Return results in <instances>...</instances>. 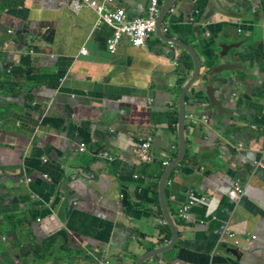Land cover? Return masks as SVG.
Wrapping results in <instances>:
<instances>
[{
    "label": "crops",
    "instance_id": "obj_1",
    "mask_svg": "<svg viewBox=\"0 0 264 264\" xmlns=\"http://www.w3.org/2000/svg\"><path fill=\"white\" fill-rule=\"evenodd\" d=\"M75 1L0 0V264H137L171 244L159 183L178 157L179 99L195 74L174 42L200 65L184 100L187 157L165 189L180 236L143 264H264V0H177L161 31L171 42L155 34L115 55L113 31ZM150 2L111 8L132 20ZM211 73L227 93L203 88ZM148 137L159 142L152 163L140 158ZM193 192L207 202L182 219Z\"/></svg>",
    "mask_w": 264,
    "mask_h": 264
},
{
    "label": "built area",
    "instance_id": "obj_2",
    "mask_svg": "<svg viewBox=\"0 0 264 264\" xmlns=\"http://www.w3.org/2000/svg\"><path fill=\"white\" fill-rule=\"evenodd\" d=\"M114 0H104L102 4H98L93 0H77L72 4V8L76 11L87 7L93 10L97 15L96 29L100 30L103 27H108L113 31L112 37L107 41V49L111 55L117 53L121 44L127 41L130 46L135 49H144L147 46L148 41L156 34L157 22L161 15V5L159 0H151L147 9L146 17H138L130 20L124 9H112L111 6ZM174 13V11H171ZM165 33L169 32L168 28H164ZM82 56H87V50H82ZM10 74L11 72L8 71ZM193 119V117H191ZM154 143V138L148 137L141 145L140 158L147 163H152L153 158L151 151ZM86 146H81V151H85ZM104 158L110 159L108 154H104ZM169 163H164L167 166ZM257 165L264 168V160L257 162ZM45 178L48 176L45 175ZM31 179H28L30 182ZM245 190L240 181L235 183L233 190L230 193L232 200L239 199L244 196ZM207 202L205 196L199 197V195L193 192L189 201L179 211V217L185 220L191 218L192 210L199 204ZM229 239L235 240L239 246L241 242L237 239L236 234H228ZM101 264H113L109 259H103Z\"/></svg>",
    "mask_w": 264,
    "mask_h": 264
},
{
    "label": "water",
    "instance_id": "obj_3",
    "mask_svg": "<svg viewBox=\"0 0 264 264\" xmlns=\"http://www.w3.org/2000/svg\"><path fill=\"white\" fill-rule=\"evenodd\" d=\"M148 1V0H146ZM159 0L160 5H161V15L158 19L157 22V28H156V34L162 39L164 38V40H166V42H171V40H169L168 38L165 37V35L162 37L161 36V31H163V27H165V21L166 18L170 15H172L171 11L173 10V6L174 4L177 2V0ZM164 3V4H163ZM216 8V10L218 12L219 11V6H209L208 9L209 11H212ZM224 11V10H223ZM225 12V11H224ZM193 21V20H192ZM163 40V39H162ZM173 45H177L180 46L181 48L185 49L188 54L193 58L194 64H195V74L193 79L187 84V86L185 87V89L183 90L180 99H179V108H180V114H179V122H178V131H179V152H178V157L176 159H174L169 165H167L166 170L164 171L162 178L160 180L159 183V196H160V205H161V210L164 213V217L167 221V223L170 225V227L172 228L173 234H174V239L171 242V244L169 246L166 247H162L159 249H156L154 251H151L150 253H147L146 255H144L141 259H139V261L137 262V264H143L145 262H148L149 260L160 256L162 254H165L166 252H169L171 250H173L178 242L179 236H180V232L178 230V226L177 223L175 222L174 216L172 215L169 205H168V201L166 200V196H165V189L166 186L168 184L169 178L171 176V174L174 172L175 168L177 165H179L180 163H182L186 157H187V148L185 145V126H186V116H185V107H184V100L186 97V94L189 92V90L192 88L193 85H195V83L198 80L199 77V73H200V65H199V61H198V57L196 56V54L191 51V49L187 48L185 45L174 42ZM241 70L240 68L238 69H233V72H237ZM222 68L217 69L215 71V75H221ZM214 73H211L208 75V77L206 78V80L204 81V84L202 85L203 88H209L210 87V94L211 93V88H215L216 86H218L217 88L220 89V91L227 93V91L225 90V88H223V86H220L221 84H226L223 83L221 80H217V78H213V76H215ZM220 83V85L217 84V82ZM216 85V86H215ZM209 91L205 92L208 93ZM212 99V98H211ZM213 102V106L214 108H219V112H221V106L222 103L217 102L216 98L214 97V99H212ZM159 142L156 140L153 143V146L155 147L156 144H158ZM155 148H153L154 151ZM233 255H235L236 257H239V254L236 250H232L230 251Z\"/></svg>",
    "mask_w": 264,
    "mask_h": 264
},
{
    "label": "trees",
    "instance_id": "obj_4",
    "mask_svg": "<svg viewBox=\"0 0 264 264\" xmlns=\"http://www.w3.org/2000/svg\"><path fill=\"white\" fill-rule=\"evenodd\" d=\"M155 195H156V203H158V192H157V190H156V193H155ZM171 236H172V233H171Z\"/></svg>",
    "mask_w": 264,
    "mask_h": 264
}]
</instances>
